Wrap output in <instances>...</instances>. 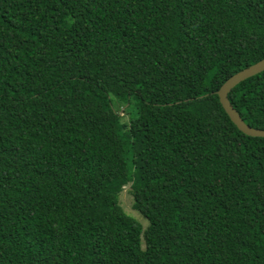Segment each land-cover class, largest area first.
Listing matches in <instances>:
<instances>
[{
  "label": "trees",
  "instance_id": "obj_1",
  "mask_svg": "<svg viewBox=\"0 0 264 264\" xmlns=\"http://www.w3.org/2000/svg\"><path fill=\"white\" fill-rule=\"evenodd\" d=\"M262 58L264 0H0V264H264Z\"/></svg>",
  "mask_w": 264,
  "mask_h": 264
},
{
  "label": "water",
  "instance_id": "obj_2",
  "mask_svg": "<svg viewBox=\"0 0 264 264\" xmlns=\"http://www.w3.org/2000/svg\"><path fill=\"white\" fill-rule=\"evenodd\" d=\"M262 71H264V58L254 63L253 65H250L249 67H246L243 70L230 76L215 92V95L218 99V103L221 106L223 112L228 117L229 121L235 126V128L240 133L248 137L264 138V130H256L247 127L242 122L236 111L229 104L227 100V94L234 86H236L240 82Z\"/></svg>",
  "mask_w": 264,
  "mask_h": 264
},
{
  "label": "rangeland",
  "instance_id": "obj_3",
  "mask_svg": "<svg viewBox=\"0 0 264 264\" xmlns=\"http://www.w3.org/2000/svg\"><path fill=\"white\" fill-rule=\"evenodd\" d=\"M114 109L116 113L121 116L122 121L126 123L128 119V115L124 113V109L122 110L118 105H114ZM118 205L121 208L122 212L128 217L135 220L140 226L142 231L147 227L148 222L145 218H143L137 211L135 212L132 209V198L130 194L129 185H126L122 188L121 192L118 195ZM141 248H143V242L141 241Z\"/></svg>",
  "mask_w": 264,
  "mask_h": 264
}]
</instances>
